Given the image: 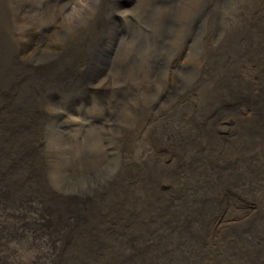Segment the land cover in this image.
<instances>
[{
  "label": "bare ground",
  "instance_id": "bare-ground-1",
  "mask_svg": "<svg viewBox=\"0 0 264 264\" xmlns=\"http://www.w3.org/2000/svg\"><path fill=\"white\" fill-rule=\"evenodd\" d=\"M119 1L0 0V264H264V0Z\"/></svg>",
  "mask_w": 264,
  "mask_h": 264
},
{
  "label": "rangeland",
  "instance_id": "rangeland-1",
  "mask_svg": "<svg viewBox=\"0 0 264 264\" xmlns=\"http://www.w3.org/2000/svg\"><path fill=\"white\" fill-rule=\"evenodd\" d=\"M32 1L36 2V0H32ZM149 2H150V6L147 8V10L145 12L146 17L140 16V19L138 22V24H139L138 25V31L143 32L144 30H147L146 29L147 26L148 27L150 26L151 30H153V31L156 30L157 33L163 34L164 36H166V38L169 39L168 40V44H169L170 40L172 38H175V35L178 34L180 31H182V29L184 27L183 25H184L185 18H187V16L189 15L188 12H186V10H184L186 0H176V1L175 0H158L156 2L154 1V3L151 2V0H149ZM246 2H247V0H233L232 5L230 6V8L228 9V11L225 13V16H224V20H223L224 25L222 24L223 31L226 28H228V24L230 21H233L236 18H238L240 8H242ZM137 3H138V0H120L118 2L119 6H121V8L125 9V10L133 8ZM70 7L74 8V5L72 4ZM180 15H181V17H180ZM113 17H114V20H117V19L121 20L120 15H113ZM160 20H162V21H160ZM140 29H142V30H140ZM207 31H208V29H207ZM133 32H134V30H131V33H133ZM133 36H134V38H133ZM136 36L134 33L131 36V38L127 41L126 48L129 45V47L127 49L131 48L132 50H136L137 48L140 47V44L138 42L139 40L135 38ZM165 45H166V43H165ZM166 50L167 51L164 50L163 52H166V55H168L169 48H167ZM101 61H103V60H101ZM103 62H105V60ZM226 117H230V118L235 119L234 116L231 117L230 115H228V116L226 115ZM234 121L236 122V120H234ZM222 135L226 136L225 133H223ZM71 193H76V191L72 190ZM214 234L217 235V232H215ZM6 246H4V248ZM6 252H8V251H6Z\"/></svg>",
  "mask_w": 264,
  "mask_h": 264
}]
</instances>
